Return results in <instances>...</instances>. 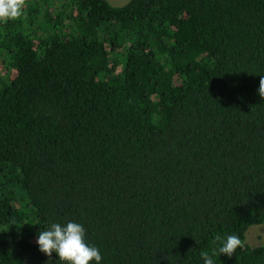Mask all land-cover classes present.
<instances>
[{
	"label": "trees",
	"instance_id": "1",
	"mask_svg": "<svg viewBox=\"0 0 264 264\" xmlns=\"http://www.w3.org/2000/svg\"><path fill=\"white\" fill-rule=\"evenodd\" d=\"M261 76L264 0H24L0 23V264H59L36 236L67 221L101 264H202L217 235L241 246L214 264H264Z\"/></svg>",
	"mask_w": 264,
	"mask_h": 264
},
{
	"label": "clouds",
	"instance_id": "2",
	"mask_svg": "<svg viewBox=\"0 0 264 264\" xmlns=\"http://www.w3.org/2000/svg\"><path fill=\"white\" fill-rule=\"evenodd\" d=\"M24 0H0V23L14 20L22 14ZM257 92L264 98V76L260 77ZM38 250L45 256L55 253L59 264H101L99 249L86 242L85 230L81 223L67 221L52 222L36 236ZM241 240L236 235H217L209 250L200 251L202 264H214V259L221 254L231 258Z\"/></svg>",
	"mask_w": 264,
	"mask_h": 264
},
{
	"label": "rangeland",
	"instance_id": "3",
	"mask_svg": "<svg viewBox=\"0 0 264 264\" xmlns=\"http://www.w3.org/2000/svg\"><path fill=\"white\" fill-rule=\"evenodd\" d=\"M112 5L121 6L127 3L129 0H108ZM44 19L43 11L39 13L37 20H34L35 24L42 22ZM28 24V23H27ZM245 243L249 246H264V223L251 225L247 232Z\"/></svg>",
	"mask_w": 264,
	"mask_h": 264
}]
</instances>
